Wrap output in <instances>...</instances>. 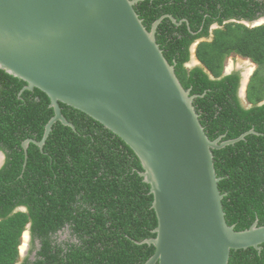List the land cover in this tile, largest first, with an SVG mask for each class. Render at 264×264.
Wrapping results in <instances>:
<instances>
[{
	"label": "trees",
	"instance_id": "16d2710c",
	"mask_svg": "<svg viewBox=\"0 0 264 264\" xmlns=\"http://www.w3.org/2000/svg\"><path fill=\"white\" fill-rule=\"evenodd\" d=\"M145 27L162 19L157 41L194 101L208 137L245 140L213 150L227 223L236 231L264 226V0H140ZM187 20V21H183ZM180 22H182L180 24ZM214 25L219 28L212 30ZM202 65L189 68L192 46ZM231 55L250 58L259 70L245 108L241 75L224 76ZM262 74V75H261ZM0 69V264H18L22 236L31 225V249L21 264H146L158 218L141 161L119 136L87 114L61 103L74 128L57 122L51 99ZM33 140L27 150L23 143ZM25 207L27 211L19 208ZM67 236H64L65 233ZM229 264H264L262 250H232Z\"/></svg>",
	"mask_w": 264,
	"mask_h": 264
},
{
	"label": "water",
	"instance_id": "95a60500",
	"mask_svg": "<svg viewBox=\"0 0 264 264\" xmlns=\"http://www.w3.org/2000/svg\"><path fill=\"white\" fill-rule=\"evenodd\" d=\"M139 1L0 0V69L27 83L22 92L46 93L55 110L43 140L23 148H43L57 122L74 128L61 103L124 140L158 218L157 237L142 243L156 247L146 264H229L232 250L261 251L264 226L236 231L227 223L213 154L258 133L208 137L194 105L200 96L184 88L157 41L162 19L177 20L166 15L148 30Z\"/></svg>",
	"mask_w": 264,
	"mask_h": 264
},
{
	"label": "clouds",
	"instance_id": "9594fccd",
	"mask_svg": "<svg viewBox=\"0 0 264 264\" xmlns=\"http://www.w3.org/2000/svg\"><path fill=\"white\" fill-rule=\"evenodd\" d=\"M183 21H187V20H183ZM242 23L243 24H245L246 26H248V27H258V26H261V25H264V16H260L259 18H257L256 20H254V21H251V22H249V21H242ZM217 28H219V26L218 25H214L213 27H212V30L211 31H213V30H215V29H217ZM205 40V38L204 39H202V40H199V41H197L196 43H194V45L192 46V49H191V51H192V57H191V60L193 61L194 59L196 60V62L199 64V60L197 59V57H196V50H197V47H198V45L197 46H195L197 43H199V42H201V41H204ZM194 47H196V48H194ZM195 55V56H194ZM231 56H233V55H231ZM230 56V57H231ZM237 56H239V55H237ZM240 57H242V56H240ZM242 58H245V59H247L251 64H252V68H255V69H253V71H252V73L250 74V76L247 78V82L245 83V80H244V78H245V73H246V71H247V69L246 68H239V69H241V70H244L243 72H242V75H241V82H242V84H241V82H240V89H239V97H240V99H241V101H242V103H243V105H244V107L245 108H247V109H249V108H251L253 105L252 104H250L249 102H248V100H247V95H248V90L250 89V86H251V84H252V82H253V80L255 79V75H256V73L259 71V70H261V68H259L258 67V64L257 63H254L253 62V60L252 59H250V58H246V57H242ZM192 61H190L188 64H187V66L188 65H190L191 63H192ZM201 63V62H200ZM202 65V64H201ZM254 65V66H253ZM195 66H199V65H196L195 63H194V66H191V67H189V68H194ZM248 68H251V67H248ZM225 69H227L226 71H224V76H227V75H230L231 73H233V72H235L236 71V68H235V70L234 71H232V70H230L229 69V71H228V68L225 66ZM226 72H228V74H226ZM238 72V71H237ZM262 75V74H261ZM262 76H264V73H263V75ZM264 104V101H262L261 103H260V105H263ZM204 127V126H203ZM206 132V131H205ZM223 140V139H222ZM224 141V140H223ZM1 151V150H0ZM4 153V152H3ZM4 159L6 160V156H5V154H4ZM4 163H5V161H4ZM4 166V165H3ZM2 166V167H3ZM19 210H21V211H27V209L25 208V207H22V208H19ZM28 230V229H27ZM30 231V230H29ZM25 232H27V231H25ZM24 232V233H25ZM23 236H24V234H23ZM23 236H22V239H23ZM29 241H31V233L29 232ZM29 243V242H28ZM22 246V245H21ZM20 249H21V247H20ZM29 252L30 251H28V254H29ZM27 257V256H26ZM25 257V258H26ZM24 258V259H25Z\"/></svg>",
	"mask_w": 264,
	"mask_h": 264
},
{
	"label": "rangeland",
	"instance_id": "374dc122",
	"mask_svg": "<svg viewBox=\"0 0 264 264\" xmlns=\"http://www.w3.org/2000/svg\"><path fill=\"white\" fill-rule=\"evenodd\" d=\"M225 66L228 68V71H229V69L232 70V71H234L235 68L236 69H239L242 66H245L246 69H248V67H251L252 68V64L247 59L242 58V57L237 56V55H233V56L227 58L226 65ZM189 67H191V66L189 65ZM253 69H255V68H253ZM226 70L227 69H225V71ZM26 234H27V232L24 235H26ZM30 243H31V241L28 240V237L27 236L26 237H23V239H22V246H21V250L22 251L20 252L21 253V256H20V260H19V263L18 264H21L23 262L24 258L28 255V251H30V247H29L30 246Z\"/></svg>",
	"mask_w": 264,
	"mask_h": 264
},
{
	"label": "bare ground",
	"instance_id": "6f19581e",
	"mask_svg": "<svg viewBox=\"0 0 264 264\" xmlns=\"http://www.w3.org/2000/svg\"><path fill=\"white\" fill-rule=\"evenodd\" d=\"M253 71V68H248L247 71H246V77H245V83L247 82V78L249 77L250 73ZM1 157V156H0ZM26 233V232H25ZM28 237V240H29V233L27 232L26 235H24L23 237ZM22 250L20 249V252Z\"/></svg>",
	"mask_w": 264,
	"mask_h": 264
},
{
	"label": "flooded vegetation",
	"instance_id": "af4514ba",
	"mask_svg": "<svg viewBox=\"0 0 264 264\" xmlns=\"http://www.w3.org/2000/svg\"><path fill=\"white\" fill-rule=\"evenodd\" d=\"M253 62H254V61H253ZM254 63H255V62H254ZM253 66H254V65H253ZM238 67H239V66H238ZM242 67L245 68V66H242ZM242 67H241V68H242ZM258 67H259V66H258ZM236 71H238V72L242 75V72H243L244 70L236 69ZM251 73H252V72H251ZM251 73H250V74H251ZM244 75H245V77H246V73H245ZM249 76H250V75H249ZM244 80H245V78H244ZM67 235H68V233L66 232L64 236H67ZM29 247H30V249H31V243H30V246H29Z\"/></svg>",
	"mask_w": 264,
	"mask_h": 264
}]
</instances>
